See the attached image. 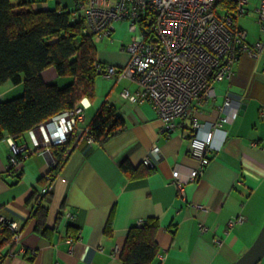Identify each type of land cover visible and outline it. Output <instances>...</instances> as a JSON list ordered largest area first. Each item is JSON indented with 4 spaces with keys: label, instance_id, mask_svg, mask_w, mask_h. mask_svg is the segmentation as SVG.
Masks as SVG:
<instances>
[{
    "label": "crops",
    "instance_id": "obj_1",
    "mask_svg": "<svg viewBox=\"0 0 264 264\" xmlns=\"http://www.w3.org/2000/svg\"><path fill=\"white\" fill-rule=\"evenodd\" d=\"M32 1L30 8L38 11L76 8V0ZM258 2L249 0L245 14L234 20L246 32L249 44L264 43L255 15ZM112 38L94 41L104 45L97 47L96 58L116 68L126 64L128 55L126 45ZM42 77L46 83L67 82L52 68L43 71ZM232 77L216 84L215 99L193 114L201 127L193 130L190 117L177 119L176 129L168 134L148 103H131L121 96L123 89L134 92L137 83L103 77L100 84L107 89L105 93V89L98 91L95 80L94 98H84L80 104L85 113L80 127L86 130L99 106L108 102L124 118L126 130L102 146L80 142L70 150L52 185L46 226H55L62 206L66 216L51 239L34 232L33 201H29L36 182L48 169L47 158L30 154L22 158L16 173H7L10 149L5 139L0 141V215L16 223L20 234L11 255L0 264H121L129 227L149 218L159 224L155 234L159 251L151 264H233L251 246L264 220L257 223L264 211V50L257 60L241 55ZM21 85H2L0 101L19 97ZM225 96L241 99L245 108L232 122L211 129L223 117L219 107ZM210 130V163L200 178L186 182L180 191L172 172L178 171L183 181L188 179L196 166L190 155L191 134L205 139ZM26 142L28 135L19 145ZM154 145L159 148L158 158L150 154ZM147 158L153 170L149 176L125 179L120 170L123 159L137 167ZM112 211L111 232L107 233L104 228ZM234 216L243 221L229 228L226 223ZM70 222L78 228L74 242L65 231Z\"/></svg>",
    "mask_w": 264,
    "mask_h": 264
},
{
    "label": "built area",
    "instance_id": "obj_2",
    "mask_svg": "<svg viewBox=\"0 0 264 264\" xmlns=\"http://www.w3.org/2000/svg\"><path fill=\"white\" fill-rule=\"evenodd\" d=\"M223 1L83 0L77 4L76 11L84 18L86 31L95 42L110 38L121 21L128 22V32L138 31L125 46L128 55L125 65L116 68L96 65L95 70L108 79L115 77L137 83L134 92L123 89L121 96L131 103H148L168 134L176 129L177 119L190 117L193 130L201 127L193 114L215 99V85L231 81L241 55L257 60L263 53L262 40L249 44L246 32L234 22L236 17L245 14L249 0H232L235 4L232 14L220 6ZM255 12L260 31L264 33V0H259ZM240 100L225 96L219 107L223 117L212 124L211 129L235 120L242 105ZM84 119V109L77 106L28 131L29 143L20 146L6 137L10 149L7 169L18 166L19 155L24 158L36 153L47 158L49 169L55 163L51 147L65 144L70 138L73 146L80 142L91 145L93 140L88 129L80 127ZM212 137V130L205 139L191 134L190 155L196 166L186 181L180 179L176 170L171 176L180 191L186 182L200 178L210 163L208 150ZM158 152L156 145L150 149L154 157L158 158ZM143 164L149 167L150 159H145ZM46 190L41 189V192ZM242 221V217L234 216L226 224L231 228ZM6 224L12 232L11 243L18 242L20 234L16 223L0 215V227ZM214 242L220 244L219 240Z\"/></svg>",
    "mask_w": 264,
    "mask_h": 264
},
{
    "label": "trees",
    "instance_id": "obj_3",
    "mask_svg": "<svg viewBox=\"0 0 264 264\" xmlns=\"http://www.w3.org/2000/svg\"><path fill=\"white\" fill-rule=\"evenodd\" d=\"M83 0H76L75 4ZM32 0H0V87L6 83L22 84V93L9 100L0 101V141L11 137L16 144L26 138L28 131L51 119L53 116L80 106L84 98L92 100L95 94V80L100 74L96 65L97 46L93 36L86 31L84 18L76 8L69 11L58 7L47 10H32ZM230 14L235 4L232 0L219 3ZM19 7V8H17ZM23 8V10L21 9ZM52 68L58 78L67 79L63 85L46 83L42 72ZM89 122L88 134L93 143L102 146L126 130L124 118L113 105L104 102ZM73 139L51 147L55 163L36 182L29 201H33L31 219L34 232L51 239L66 216L62 206L55 226L48 228L46 220L52 199V185L67 162L68 154L74 148ZM85 145H89L84 143ZM23 156H18L22 161ZM17 167H10L7 173H16ZM120 170L128 181L149 176L152 168L140 164L131 167L123 159ZM18 173V178H20ZM47 188L41 192V189ZM28 201V202H29ZM113 211L108 216L106 232H111ZM71 218V217H70ZM66 233L73 240L78 239V228L66 224ZM159 224L149 218L138 226L129 227L126 241L120 252L121 264H151L159 248L155 234ZM12 232L8 225L0 227V262L11 255ZM7 249L5 252L2 250Z\"/></svg>",
    "mask_w": 264,
    "mask_h": 264
},
{
    "label": "water",
    "instance_id": "obj_4",
    "mask_svg": "<svg viewBox=\"0 0 264 264\" xmlns=\"http://www.w3.org/2000/svg\"><path fill=\"white\" fill-rule=\"evenodd\" d=\"M245 104L240 107L241 115ZM264 258V223L251 246L233 264H258Z\"/></svg>",
    "mask_w": 264,
    "mask_h": 264
},
{
    "label": "rangeland",
    "instance_id": "obj_5",
    "mask_svg": "<svg viewBox=\"0 0 264 264\" xmlns=\"http://www.w3.org/2000/svg\"><path fill=\"white\" fill-rule=\"evenodd\" d=\"M135 35H138V31H136V33H130V32H128V22L127 21H121V22H119V26H118V29H117V31L116 32H114V34H113V38L115 37V39L116 40H121L123 43H124V45H128V43H130V41H131V39H132V37L133 36H135ZM112 38V36L110 37V38H108V39H106V40H104V41H110V39ZM112 38V39H113ZM95 41V40H94ZM114 44H115V46L117 47V45L119 46V42L118 41H115L114 42ZM96 46L98 47V48H100V49H102V47L104 46L103 44H98L97 45V43H96ZM100 81H103V77L102 76H98L97 77V79H96V83L98 84V91L99 92H102V90L103 89H105V93H107L108 91H107V89L104 87V86H102L101 84H100ZM105 84H107V82H105ZM104 93V94H105ZM99 94V93H98ZM87 114H89V113H87ZM261 213V212H260ZM256 217H258L257 216V213H256ZM264 219V211L261 213V216H260V214H259V221L257 222V223H259V222H262V220H260V219ZM263 223H264V220H263V222H262V225H263ZM260 224V223H259ZM261 225V226H262ZM261 228V227H260ZM259 233V232H258ZM258 264H264V258H262V260H261V262L259 263L258 262Z\"/></svg>",
    "mask_w": 264,
    "mask_h": 264
}]
</instances>
